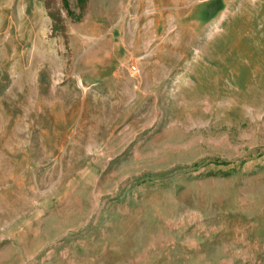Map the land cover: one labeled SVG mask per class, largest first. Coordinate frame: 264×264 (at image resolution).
<instances>
[{"label": "rangeland", "instance_id": "1", "mask_svg": "<svg viewBox=\"0 0 264 264\" xmlns=\"http://www.w3.org/2000/svg\"><path fill=\"white\" fill-rule=\"evenodd\" d=\"M0 264H264V0H0Z\"/></svg>", "mask_w": 264, "mask_h": 264}, {"label": "trees", "instance_id": "2", "mask_svg": "<svg viewBox=\"0 0 264 264\" xmlns=\"http://www.w3.org/2000/svg\"><path fill=\"white\" fill-rule=\"evenodd\" d=\"M77 1H78V3L81 4V6H83V4L85 3L86 0H77Z\"/></svg>", "mask_w": 264, "mask_h": 264}]
</instances>
